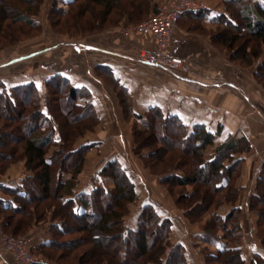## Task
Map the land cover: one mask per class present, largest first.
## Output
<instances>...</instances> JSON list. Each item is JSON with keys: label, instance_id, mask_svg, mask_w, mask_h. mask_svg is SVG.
<instances>
[{"label": "trees", "instance_id": "1", "mask_svg": "<svg viewBox=\"0 0 264 264\" xmlns=\"http://www.w3.org/2000/svg\"><path fill=\"white\" fill-rule=\"evenodd\" d=\"M39 2L0 0V44L3 39L8 45L19 41L17 34L4 26L8 20L40 29L32 19L38 12ZM63 6L59 12L68 17L72 14L78 29H82V19L88 14L86 31L101 29L111 22L112 15L118 19L126 16L130 22L138 23L157 10L152 0H86L85 3L66 0ZM219 19L225 29L212 36L214 42L225 49H241V54L236 52L237 58L230 59L241 61L245 67L261 60L255 76L262 78L264 0H226V14ZM89 96L87 90L73 87L58 74L46 81L43 96L35 83L10 88L0 83V174L20 161L25 162L30 172L16 189L0 186L12 198V202L0 200L2 228L18 237L33 225L46 222L45 212L54 208L50 225L53 238L34 247L35 251L61 250L59 238L75 231L86 233L91 248L76 256L74 264H188L185 248L173 245L170 240L171 220L160 218L153 205L141 208L136 229L127 225L129 207L137 202L138 195L133 180L119 162L110 161L100 171L102 177L113 180L112 189L99 186L90 194H79L73 199L66 197L62 174L70 173L76 179L91 147L77 148L76 143L99 124L95 109L87 102ZM123 105L129 116L130 107L127 102ZM136 118L133 153L157 162L176 161L177 167L160 175L162 184L172 193L180 190L176 203L182 206L188 219L211 214L205 232L212 242L220 238V233L227 241L226 248L217 255L206 254L207 264H264V237L260 229L261 254H255L247 262L235 246L243 238L241 209L233 207L226 216L212 211L223 200L235 204L239 196L235 181L242 161L234 160L233 155L246 146L229 137L217 150L216 157L206 161V147L214 143L216 136L205 126L189 129L178 117H165L157 108ZM139 125L143 130H139ZM56 135L60 141L55 140ZM177 153L180 156L176 157ZM248 205L258 216V228L264 226V164L256 193ZM49 252H44L47 259L63 264L62 255L55 259Z\"/></svg>", "mask_w": 264, "mask_h": 264}, {"label": "crops", "instance_id": "2", "mask_svg": "<svg viewBox=\"0 0 264 264\" xmlns=\"http://www.w3.org/2000/svg\"><path fill=\"white\" fill-rule=\"evenodd\" d=\"M152 1L157 6L162 0ZM197 1L204 2L208 9L184 13L171 37L168 55L182 62L175 73L138 61L140 51L156 47L151 32L126 34L116 27L85 38L58 36V41L51 45L34 44L38 42L35 41L2 53L0 83L8 88L35 83L43 96L46 81L58 74L73 87L87 90L90 93L87 102L95 109L99 124L94 132L76 143L77 148L91 147L76 180L70 173L62 174L66 197L90 194L99 186L112 189L113 180L102 177L100 171L110 161L119 162L133 180L138 195L133 204L136 212L132 219L126 217L127 225L136 229L141 208L153 205L160 218L171 220L170 240L173 245L185 248L188 264H207L206 254L217 255L226 248L227 241L220 233V238L212 242L205 229L192 224L168 198L161 177L152 176L143 168L133 153L132 122L137 121L136 116L157 108L165 117H178L189 129L205 126L216 136L214 143L206 147V161L216 157L217 150L229 137L244 144L246 148L233 155L234 160L242 161L235 181L239 196L234 205L226 203L216 213L226 216L233 207L241 209L243 238L235 246L249 262L263 250L258 216L248 205L256 193L264 164V87L255 79L262 61L251 67L232 62L212 37L221 24L219 18L226 14V0ZM126 102L131 112L129 118L123 105ZM55 140L60 141L59 135ZM29 175L24 163L12 165L5 174H0V186L16 189ZM0 200L12 202L11 196L1 190ZM32 232L35 248L52 239L50 225H40ZM0 264H13L12 255L3 250L1 243Z\"/></svg>", "mask_w": 264, "mask_h": 264}, {"label": "rangeland", "instance_id": "3", "mask_svg": "<svg viewBox=\"0 0 264 264\" xmlns=\"http://www.w3.org/2000/svg\"><path fill=\"white\" fill-rule=\"evenodd\" d=\"M65 1L66 0H40L38 12L36 13L35 16L32 17V19H34L39 24L40 29H38V28L37 29H33L32 27L23 26L21 23H16V22H13L11 20H8L5 23L4 26H6V27L9 26V29H12L17 34V36L19 37V41L17 43H15V44H9L8 45L7 44V40L3 39L1 44H0V55H2V53H6V52H9L11 50H14L15 48H17V47H19V46H21L23 44L33 43L35 41H38V42H35L34 44H36V43H39V44L40 43L41 44L44 43L45 44L46 43V44H50L51 45V44H53V43L58 41V36L59 37H65L67 39L85 38V37H88V36L100 34V33L104 32L106 30H109V29H112V28H116V27L117 28L120 27L122 29V32H124L126 34L127 33L130 34L132 32H128L127 31L129 28L137 27L138 25H140L141 23H143L146 20L155 19L154 15L156 14V11H157L156 10L155 12L151 13L145 20H143L141 22H138V23L130 22L126 16L118 19L115 15H112L109 18L111 20V22H108L107 24H105L101 29L93 30V31H86L87 27H85V25H86V22H87L88 14H86V16H84V18L82 19V23L84 24L81 27L82 29H78V27L76 26L77 23L74 24L75 20L73 19L72 14L68 17V16H66V14L59 12V11H61L64 8L63 5H64ZM85 1L86 0H80V3H85ZM193 1L195 3H197L198 5H206L202 1H197V0H193ZM158 5H157V7H158ZM235 15H236V13H235ZM179 22H180V20H179ZM178 26H179V24H178ZM223 28L225 29L224 24H220V26H218L215 29V31L212 32V36L220 34V30L223 29ZM20 31L24 32L25 35H20L21 34ZM133 32H136V31H133ZM1 45H3V47H1ZM216 46L220 50H222L224 53H226L229 56V58L230 57H232V58L236 57L237 58L238 55L242 53L241 49L240 50L239 49L235 50V48L234 49L233 48L232 49H225V48H222L221 46H219L218 44ZM236 52L237 53L239 52V54L237 55ZM232 58L230 59L232 62H234L235 64H237L239 66L245 67V65L241 64V61L239 62V60H233ZM263 59H264V56H263ZM252 66H254V65H252ZM255 79H256V81H258L264 87V75L260 79L255 76ZM127 118H129V116H127ZM134 123L135 122H132V136H133V139H134V133H133V125H134ZM97 126H95V128L92 131H87L85 136L83 138H81V139H84L87 134H89L91 132H94ZM139 130H143L142 125H139ZM147 151L148 150H144L143 153L145 154V153H147ZM135 156H137V155H135ZM175 156L178 157L180 155L177 153V154H175ZM169 157H171V156H169ZM138 158L141 160L143 168H145L146 171L148 173H150V175H152V176H160L164 172L169 171L170 168L177 167L176 161L174 160L175 162H172L173 159H170V161L165 160L164 162H157L156 160L154 161V160H147L145 158L141 159L140 157H138ZM85 162H86V160H85ZM19 163H24L25 164L24 161H20V162L14 163L12 165H17ZM11 166H9V168ZM9 168L6 170V172L9 170ZM177 172L180 173V171H177ZM76 179H74V180H76ZM163 187L165 188V190L167 192L168 198L171 199L176 204V206L181 211L184 212V214L186 216V213L182 209V206L176 203L177 194L180 192V190H178L177 194H176V193H172V192L168 191L166 186H163ZM192 189H193L192 187L188 188L189 191H192ZM226 203L227 202H225V200H223V204L222 205H224ZM132 205H130L131 208L129 207L130 213L127 216L128 217L127 220L132 219L133 216H134V213L136 212V206L135 205L132 206ZM218 209H219V206H215L212 211L213 212L214 211L217 212L216 210H218ZM53 210H54V208L51 211H49V212H47V211L45 212V216H46V220H47L46 222L37 223V224L33 225L30 228V230L27 231L26 233L19 234L18 237H15V236H13V237H15V238H23V237H26V236H34V233L32 231H33V229L35 227H39L40 225L41 226L51 225L53 223L51 221V217L53 216L52 215L53 214L52 213ZM195 211H196V208L194 209V212ZM210 216H211V214H206V215H203L202 217H200L198 219H195V220L188 219V220L192 224H195L201 230L202 228L205 229L206 222H208L210 220V218H211ZM129 223H130V221H129ZM1 229H2V231L5 234H8V233L5 232V230L2 228V226H1ZM259 229L261 230V236L264 237V226L259 227ZM8 235H10V234H8ZM51 235H52L51 237L53 238V233L52 232H51ZM85 237H86V233H79V232L71 231L70 233H68V234L62 236L61 238H59V241H61L63 248L61 250H48V251H50L48 253V255L52 256L55 259H58V256L62 255L63 258L61 259V261H62L63 264H74V262L77 259L76 256H81L82 254H84V252L86 250L91 248V244L87 243V240H86ZM57 240H58V238H57ZM0 243H1V246H2L1 238H0ZM68 243H72V245L70 246V245H68ZM203 245H204V247H206V249L215 251L209 245H207V244H203ZM74 246L78 247V249L76 251L74 249ZM250 247H251V249H255V245L254 244H250ZM2 248L4 250L3 246H2ZM48 251L47 250L46 251H44V250L43 251L42 250L34 251L35 256L37 257V259L45 261L44 263H38V264H57L56 262H54L52 260H49V259H47L45 257L44 252H48ZM191 258L193 259V255H191ZM80 261H82V260L80 259Z\"/></svg>", "mask_w": 264, "mask_h": 264}, {"label": "built area", "instance_id": "4", "mask_svg": "<svg viewBox=\"0 0 264 264\" xmlns=\"http://www.w3.org/2000/svg\"><path fill=\"white\" fill-rule=\"evenodd\" d=\"M207 5H198L193 0H162L158 7L155 19H149L129 28L128 32H151L156 39L153 50H142L138 54V61L146 66L175 73L182 67V62L170 55L171 37L178 28L181 16L186 12L207 10ZM0 238L4 250L13 257V264H38L45 261L37 259L34 253V237L26 236L15 238L5 234L0 226Z\"/></svg>", "mask_w": 264, "mask_h": 264}]
</instances>
